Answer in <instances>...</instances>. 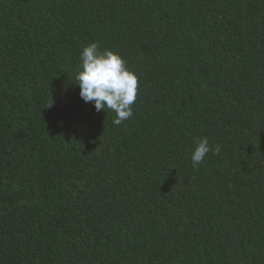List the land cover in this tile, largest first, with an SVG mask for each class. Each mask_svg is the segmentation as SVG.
Instances as JSON below:
<instances>
[{"label":"trees","instance_id":"trees-1","mask_svg":"<svg viewBox=\"0 0 264 264\" xmlns=\"http://www.w3.org/2000/svg\"><path fill=\"white\" fill-rule=\"evenodd\" d=\"M92 42L138 78L119 125ZM0 264H264V0H0Z\"/></svg>","mask_w":264,"mask_h":264},{"label":"clouds","instance_id":"clouds-1","mask_svg":"<svg viewBox=\"0 0 264 264\" xmlns=\"http://www.w3.org/2000/svg\"><path fill=\"white\" fill-rule=\"evenodd\" d=\"M81 65L75 79L79 95L92 103L97 112L109 109L115 113L112 123L119 125L133 115L137 99L138 78L126 67L123 58L112 50L101 51L97 43L86 45L80 54ZM219 154L220 146L210 148L207 137H201L191 154L193 166L201 164L209 151Z\"/></svg>","mask_w":264,"mask_h":264}]
</instances>
